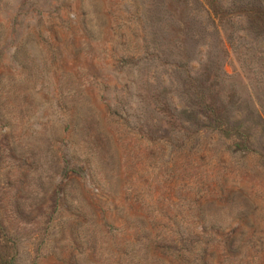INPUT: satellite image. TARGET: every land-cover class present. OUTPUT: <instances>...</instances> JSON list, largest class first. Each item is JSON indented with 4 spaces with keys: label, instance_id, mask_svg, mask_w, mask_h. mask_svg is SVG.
<instances>
[{
    "label": "rangeland",
    "instance_id": "rangeland-1",
    "mask_svg": "<svg viewBox=\"0 0 264 264\" xmlns=\"http://www.w3.org/2000/svg\"><path fill=\"white\" fill-rule=\"evenodd\" d=\"M0 264H264V0H0Z\"/></svg>",
    "mask_w": 264,
    "mask_h": 264
}]
</instances>
